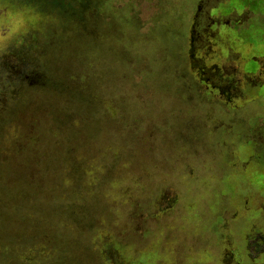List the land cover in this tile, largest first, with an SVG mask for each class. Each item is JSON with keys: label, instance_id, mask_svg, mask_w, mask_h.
Returning a JSON list of instances; mask_svg holds the SVG:
<instances>
[{"label": "rangeland", "instance_id": "374dc122", "mask_svg": "<svg viewBox=\"0 0 264 264\" xmlns=\"http://www.w3.org/2000/svg\"><path fill=\"white\" fill-rule=\"evenodd\" d=\"M262 57L264 0H0V264H264Z\"/></svg>", "mask_w": 264, "mask_h": 264}, {"label": "flooded vegetation", "instance_id": "af4514ba", "mask_svg": "<svg viewBox=\"0 0 264 264\" xmlns=\"http://www.w3.org/2000/svg\"><path fill=\"white\" fill-rule=\"evenodd\" d=\"M191 47H192V49L194 50V48L193 47H195V45H191ZM263 58L264 57H262V59H260V60H258L259 61V63H260V65L258 66V69H257V71L253 74V77L255 76V75H259V76H261V75H263L264 73H263V71H264V67L262 66V60H263ZM203 74V76L205 77V80L207 81L208 79H209V76H207V74H204V73H202ZM248 245V244H247ZM254 249V248H253ZM249 250V249H248Z\"/></svg>", "mask_w": 264, "mask_h": 264}, {"label": "trees", "instance_id": "16d2710c", "mask_svg": "<svg viewBox=\"0 0 264 264\" xmlns=\"http://www.w3.org/2000/svg\"><path fill=\"white\" fill-rule=\"evenodd\" d=\"M257 241H260V240H257ZM253 247H254V250H257V249L259 250L260 247L264 248V240L262 241V246H255V245H253ZM263 252H264V249H263ZM262 254H264V253H262Z\"/></svg>", "mask_w": 264, "mask_h": 264}]
</instances>
